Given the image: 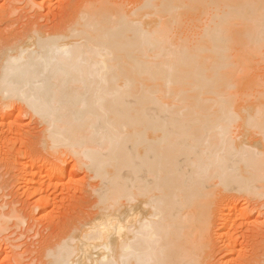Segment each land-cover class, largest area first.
Here are the masks:
<instances>
[{
	"label": "bare ground",
	"instance_id": "bare-ground-1",
	"mask_svg": "<svg viewBox=\"0 0 264 264\" xmlns=\"http://www.w3.org/2000/svg\"><path fill=\"white\" fill-rule=\"evenodd\" d=\"M125 1L86 0L69 27L1 52L0 159L29 112L45 151L98 182L97 214L55 236L45 264H205L218 200L264 199V0ZM26 166L50 203L65 171ZM226 205L235 250L246 211Z\"/></svg>",
	"mask_w": 264,
	"mask_h": 264
},
{
	"label": "rangeland",
	"instance_id": "rangeland-1",
	"mask_svg": "<svg viewBox=\"0 0 264 264\" xmlns=\"http://www.w3.org/2000/svg\"><path fill=\"white\" fill-rule=\"evenodd\" d=\"M84 1L86 0H0V56L6 45L16 41V38L28 39L33 30L37 29L42 33L49 34L60 32V30L69 27L72 21L77 18L76 16H79L78 13ZM126 1H131L128 2L131 4L134 0ZM257 68V73L264 76V64L258 65ZM6 110L0 106V115H5L10 111ZM15 122L17 132L11 134L6 140V145L14 147L9 157L10 160H8L9 158L0 159V215L12 217H7L11 218L10 222L7 220L8 225L6 218L5 221L4 218L1 219L2 224L6 223L3 226L7 225L10 231L5 227L4 229L8 232H3L2 236V232H0V264H45L46 259L43 256L44 250L48 248L46 246H49L47 244L54 242L55 244L50 246H56V243L59 242L57 237L61 231L64 230L62 234H65L69 229H74L78 225L81 227L82 224L79 222L83 220L82 223H86L97 214L95 212L97 210L96 203H94L97 202V196L94 189L91 188H94L92 186L97 185L98 182L97 180L93 181L91 175L84 168L79 167V163L73 159V156L63 155L61 160H58L49 154V151H45L44 126L38 118L29 112H24L18 119H15ZM22 147L26 150L27 155L18 153ZM3 148L5 149V146ZM44 158H47L45 162H43ZM31 163H37L36 168L40 165L39 168L42 167V169L45 167L53 169L59 165L58 168L63 169L66 173L64 187H60V190L58 189L55 193H48L50 203H48V199L41 200L38 195L35 196L34 185H32L33 189H29L30 181L28 180L31 178H29V174L32 170L29 173L24 168L26 165V167L30 166ZM218 204L220 206L223 204V210L220 213L215 211L217 210L216 206H214L215 209L213 207V211L216 213L213 212L212 217L210 232L212 242L210 248L207 249L205 262L207 264H232L240 254L242 257H248L247 261L243 257L244 264H264V199L254 201L246 199L243 195L226 194L221 198V201L218 200ZM226 204L235 207L237 212L246 211L247 214L239 219L237 234H233L236 240H234V247L238 245L235 250H231L226 237L222 236L224 233L222 230L225 228L223 226L225 218H222L227 212L225 211ZM2 207H4L3 210ZM11 213H15L18 219L16 220V216ZM21 218L22 222L24 220L23 225L19 223L21 221H18ZM1 223L0 225H2ZM68 225H72L74 228L68 227ZM62 234L60 233V235ZM230 250L234 252L232 253ZM241 252L244 253L241 254ZM208 256L212 258L210 259ZM237 260L238 262H236ZM237 260L235 264L241 263L239 259Z\"/></svg>",
	"mask_w": 264,
	"mask_h": 264
}]
</instances>
